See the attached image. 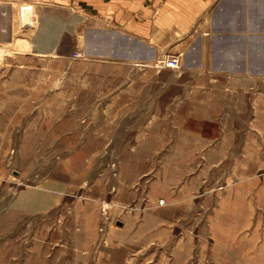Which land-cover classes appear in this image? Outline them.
Instances as JSON below:
<instances>
[{"label":"rangeland","instance_id":"rangeland-1","mask_svg":"<svg viewBox=\"0 0 264 264\" xmlns=\"http://www.w3.org/2000/svg\"><path fill=\"white\" fill-rule=\"evenodd\" d=\"M7 1L0 264H264V76L103 57L128 46L32 3L7 44Z\"/></svg>","mask_w":264,"mask_h":264},{"label":"crops","instance_id":"crops-1","mask_svg":"<svg viewBox=\"0 0 264 264\" xmlns=\"http://www.w3.org/2000/svg\"><path fill=\"white\" fill-rule=\"evenodd\" d=\"M26 3L81 12L92 35L128 46L103 57L179 54L181 72L214 75L227 87H251L264 76L263 0H8L7 44Z\"/></svg>","mask_w":264,"mask_h":264},{"label":"built area","instance_id":"built-area-1","mask_svg":"<svg viewBox=\"0 0 264 264\" xmlns=\"http://www.w3.org/2000/svg\"><path fill=\"white\" fill-rule=\"evenodd\" d=\"M27 5V6H25ZM31 6L33 7L32 4H24L19 8V17L20 15L23 16V11L24 14L27 12L28 17H29V23H23L21 22V27H28L33 24V8L31 12ZM25 7V9H23ZM263 7H264V0H263ZM21 18V17H20ZM28 22V21H26ZM80 55L75 54V57H78ZM155 66L158 68H172V69H179L181 67V58L179 54H167L163 55L162 57L158 58L155 61Z\"/></svg>","mask_w":264,"mask_h":264},{"label":"bare ground","instance_id":"bare-ground-1","mask_svg":"<svg viewBox=\"0 0 264 264\" xmlns=\"http://www.w3.org/2000/svg\"><path fill=\"white\" fill-rule=\"evenodd\" d=\"M32 6H31V12H32ZM23 9H25V7L23 8ZM21 16V15H20ZM25 17V14H24V11H23V16H21V19H23ZM24 23V22H23ZM232 52V51H231Z\"/></svg>","mask_w":264,"mask_h":264}]
</instances>
